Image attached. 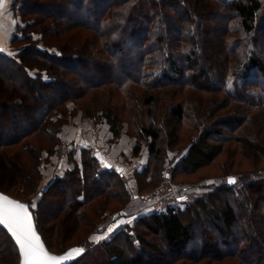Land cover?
<instances>
[{"label": "trees", "instance_id": "16d2710c", "mask_svg": "<svg viewBox=\"0 0 264 264\" xmlns=\"http://www.w3.org/2000/svg\"><path fill=\"white\" fill-rule=\"evenodd\" d=\"M31 1L14 0L11 6L13 12L19 14L20 24H23L22 27L19 24L16 27L17 31L22 30V36L20 38L16 33L11 41V44L17 47V55L9 57L0 50V80L10 84V91H14L4 99L7 100L6 102L2 99L0 108L6 103L15 107V111L30 109L32 106L33 115L28 116L27 119L23 117L25 116L23 114L22 119L24 125L29 122L28 120H31L33 125L26 130H19V134L14 139L0 142V148L21 146L14 156L17 158L22 153L28 154L32 161L28 169L20 158L21 161L17 160L21 164H17L18 169L12 157H9L8 151L5 150L2 152L4 159L1 158L3 160H0V166H7L12 171L15 182L21 183V186L27 190L34 191L38 187L37 181L41 178V153L46 151L50 154L57 145L56 139H59L58 131L62 123L52 118L53 115L66 102L75 100V98L83 100L93 91L99 95L104 87L108 89L107 96L129 86L144 92L161 88L173 91L191 88L202 94H222L223 101L220 102L222 108L233 104L229 111L233 113L232 117H228L227 121L220 124L226 127V132L222 130V127H210L212 122H209L213 119L212 115H214L216 106L212 109L208 107L201 109L202 104H198L194 111L188 114L191 122L193 121L198 126L200 121L205 123L206 119H209V122L202 127L199 126L200 129L202 128L201 136L198 135L192 139L181 162L184 166L191 167L193 164V168L196 169L209 164L217 157L221 144L215 145L207 142L206 134L209 132H213L218 137L222 136L220 137L222 142L235 144L237 147L232 148L233 150L229 147L226 152L227 156L235 157L237 152L250 161L252 166L250 172L239 182L237 176H232L235 180L232 189L236 191L233 197L241 203L247 201L249 212L253 214L249 216L239 203L243 213L239 216L228 199L224 209L214 218V221L220 220L225 228L219 230L220 235L218 236L228 235L226 236L228 241L223 242L226 249L224 248L222 253H211L209 256L205 251L208 248L203 243V239L207 240L205 234H201L198 244L194 242L193 246H188V242L193 239L191 237L193 229H191L190 222H182L181 214L183 213L178 214L172 207H169L163 214H150L149 219L164 231L166 244L171 248L168 253L173 254L174 260H187L195 264L208 257L207 263L213 264L214 259L221 262L232 258L239 264H264V228L250 227L256 217L257 206L253 205L252 199L249 198L251 193L256 194L261 190L264 192V0H211L218 6L215 8L209 0H206L205 4L203 0H191V8L186 6L184 0H51L46 3L47 5H43L44 8L51 3L49 5L51 12H44L42 16H38V19L32 17V14L38 15V13L31 10ZM175 3L180 4L184 9L181 13L183 16L177 13ZM36 4L34 6L38 7ZM174 10L175 16L171 14ZM217 10L220 11L217 12ZM195 11L197 13L207 11L213 15L217 12L222 16L225 29L220 30L221 35L218 42L222 51L226 53V57L223 66L221 65L218 72L214 74H209L206 64L197 68L196 72L190 68L194 66L197 58H201L202 50L207 52L210 49L206 41L203 42L197 38V35L208 30ZM230 20H235V25H230ZM173 22H177L174 28L171 24ZM51 25L54 29L49 28ZM79 30L89 32L84 43L77 41L74 36L72 40L70 39L74 43H70L67 35ZM34 34L40 35V38H35ZM65 39L69 42L66 43ZM39 41L41 43H38ZM68 52H70L69 56L66 54ZM89 54L101 60L91 61V67L83 72L80 67L88 62L83 58ZM5 68H11L15 72ZM52 88L61 89V93H57L53 100H46ZM92 95L90 94L91 97ZM148 95L146 101L150 104L154 97L151 93ZM24 99L26 105L23 104ZM94 99H96L95 96H93ZM99 103L102 107L105 104L103 101ZM104 110L106 111L105 121L110 125V131L114 138L119 137L118 116L112 115L111 109L106 104ZM203 111H205L204 114ZM85 112L86 115H84L90 118L91 109H86ZM165 113L169 118L174 119V123L182 120L186 115L180 104L168 106ZM195 115L200 121L193 120ZM160 121H155L153 117L148 116L138 129L141 135L149 138L148 154L152 153L156 158L160 156V149L156 145L162 131ZM50 122H58L59 125L53 127L50 126ZM176 133V129L170 131V138H174ZM37 134L43 138L48 137V144L51 148L47 143L37 147L33 146L34 143L32 145L29 138ZM138 151L139 147H134L133 154ZM81 159V166L74 164L73 168L66 169L63 174H57L46 194H43L40 199H46L45 196L48 197L52 188L61 189L60 192L65 191L64 196L51 195V193L49 195L56 197L58 203L61 204L50 203L51 206L58 204L60 207L50 212L49 218L53 215L57 228L64 234L71 233L70 228L75 223L77 226L93 227V218L105 212L103 208L107 206L109 197L114 196L108 190L114 185L123 186L124 182V174L105 166L103 158L93 151V147H83ZM141 175L146 174L141 171ZM12 177L10 176V179ZM216 194L215 191L207 192L197 200L194 206L199 205L202 200L217 199ZM21 196L23 195L20 194L13 198L29 202V199ZM87 203L92 205L89 211L78 213L81 205ZM74 208L78 209L74 210ZM34 219L45 246L51 252L52 246L41 229L42 219L36 213H34ZM239 222L246 227V232L237 233L236 236L237 229L233 232V226ZM210 224L217 230L213 221H210ZM91 237L92 233L87 234L86 238H82L74 246L89 247L88 245L92 243ZM142 240L141 237H137L138 246L141 245ZM110 242L102 244L106 247L107 256L108 254L114 255L117 251ZM0 248V253L4 250L6 255L9 254L8 256L11 257L5 264L19 263L17 248L9 234L1 228ZM179 251L181 254L178 253ZM90 255L87 252L83 257ZM80 260L79 258L71 264H82L83 259L79 263ZM1 264L4 262L1 261ZM135 264L151 263L137 262Z\"/></svg>", "mask_w": 264, "mask_h": 264}, {"label": "rangeland", "instance_id": "374dc122", "mask_svg": "<svg viewBox=\"0 0 264 264\" xmlns=\"http://www.w3.org/2000/svg\"><path fill=\"white\" fill-rule=\"evenodd\" d=\"M50 1L51 0H32L31 2L33 4H30L32 7L31 10L38 13V15L32 14V17L38 19V16H42L44 12H51V6H49L51 3L43 8V5H47L46 3ZM184 1L186 6L192 7L191 0ZM209 1L213 8L218 7L213 1ZM9 2V4L7 3L9 5L6 9L7 12H0V50L7 56L12 57L17 55L18 50L17 47H14V44H11V41L16 33L18 37L21 38L22 30L17 31L16 27L18 24L22 27L23 24H20L19 14L16 12L14 13L11 8L14 0H9ZM203 2L204 4L207 3L206 0H203ZM36 3L38 7L34 6ZM175 5L177 6V13L181 16L184 9L178 3H175ZM218 11L220 10H217V12ZM217 12L213 15L209 14L207 11H202V13H197L195 11V14L200 17L202 24L208 30L204 32L206 34L202 33L197 35V38L201 39L203 42L206 41L210 45V49H208L207 52L202 50L201 58H197L194 62V66L189 65L193 71L203 66V64H206L209 74H214V72H218L221 65L223 66L226 53L224 50L222 51V47L218 41L221 35L220 30L225 29V27L222 23V16ZM40 13L41 15H39ZM171 14L175 16V10ZM230 21V25H235V20ZM171 24L174 28L177 22ZM60 25L62 26L61 22ZM52 27L53 25L49 26V28ZM51 30L49 31L51 32ZM88 33L89 32L85 33L79 30L76 33L73 32L67 35V39L70 41L74 36L77 41L84 43ZM34 37L39 39L40 35L34 34ZM71 42L74 43L73 41H70V43ZM38 43L41 42L39 41ZM66 54L69 56L70 52ZM83 59L89 62H85L81 65L80 68L83 72H86L87 69L91 67V61L101 60L91 54ZM5 69L13 73L15 72L11 68ZM103 89L104 90H102L99 95L93 91V93H90L91 95L93 94L92 97L89 94V96L83 100L75 98L76 101L72 99L66 102L63 106L61 105L58 109L59 111L53 115L52 118L60 120L59 123H62L58 131L59 139H56L57 145L54 146L50 154H47L46 151L41 153V178L37 181L38 187L35 188L34 191L27 190L25 187L21 186V183L15 182L14 177H12V171L7 166H0V191L9 193L13 197H18L21 194L23 195L21 197L29 199L27 204L31 208L33 217L34 213H36V215L42 219V232L45 233L48 243L52 246L51 250L55 253H62L70 246L77 245L76 243H78L79 240L86 238L87 234L92 233L91 245H88L89 247L84 246L85 251L80 256L83 262L80 260L79 263L81 262L82 264H135L137 262H148L151 264H194L187 260H174L173 254L168 253V251H171V248L166 244L164 231L161 230L160 227L155 226L152 220L150 221L149 219L150 214H163L169 207H172L178 214L183 213L181 214L182 222H190L192 224L191 229H193V233L191 237L193 239L188 242V246H193L194 242L197 243L198 240H200L201 234H205L207 240L205 241V239H203V243L204 245L206 244L205 246L208 248L205 250L207 253L206 255L209 256V254L216 252L222 253L223 249L226 247L223 245V242L228 241L226 237L228 235L223 237L218 236L220 235L219 230L225 228L220 220L214 221V218L219 215L218 212L224 209V205L228 199L232 208L236 210L235 213H239V216L243 214L239 204L241 202L233 197V194L236 193V191L232 189L234 184L228 186L227 179L232 176H237L236 178L239 182L242 177L250 172L252 164L237 152L234 155L235 157L229 158L226 154L227 150H229V147L232 149L237 146L235 144L222 142L220 138L222 136L218 137L213 132L206 134V140L215 145L221 144V150L217 157L209 162V164L194 169L192 166L193 164L191 167L188 165L184 166L181 159L187 153L192 139H195L198 135L201 136L200 133L202 128L200 129L199 126L202 127L206 122H209V119H206L207 121L204 123L195 115L193 120L197 119L200 121V125L198 126V124H194L193 121L191 122V118H189L188 114L194 111V108L200 103L202 104L200 107L201 109H206L207 107L212 109L216 106L214 115H212L213 119L209 122H212L210 127H222V130L226 132V127L220 124L232 117L233 113L229 111H231L233 104L226 105L222 108V104H220V102L223 101L222 94H202L191 88H183L182 90L175 91L161 88L155 91L147 90L144 92L143 90L141 91V89L129 86L115 91L108 96V89L106 87ZM148 92L153 94L154 97L150 104L146 101L149 97ZM12 93H14V91H10V84L0 80V102L2 99L4 100L7 98V95ZM57 93H61V89L52 88L49 94H47L46 100H53L56 98ZM93 96H95L96 99L93 100ZM4 101L6 102L7 100ZM101 101L108 105L112 111V115L118 116L117 129L120 131V134L117 138H114L112 131H110V125L105 121V104L102 107V104L99 103ZM23 104L26 105L25 99ZM176 104L182 105L186 115L185 118L174 123V119L166 115L165 109L168 106ZM133 107L134 111L132 112ZM14 108L15 107L8 103L0 108V142L14 139L19 134V130H26L33 125L31 120H28L29 122H26L24 125L22 119L23 114H25L23 117L27 119L29 118L28 116L33 115L34 109H32V106H30V109L24 108L21 111H15ZM86 109H91L90 118L85 116ZM205 111H203V114ZM148 116L153 117L155 121L161 120L160 129H162V131L160 132V138L156 142L157 148L160 149L159 158H156L152 153L148 154L149 138L141 135L138 130L139 127H141V123L144 122ZM51 125L55 127L59 124L58 122H50V126ZM175 129L177 130L176 136L170 138L169 132ZM225 135H227V133H225ZM29 140L32 145L34 143L33 146L35 147L49 143L48 137L43 138L38 134L33 135ZM76 140L81 141L83 145H86V143L89 145L92 140L94 144L92 146H101L103 150L97 152L99 155L101 154L103 156L100 155L103 158L104 165L109 166L117 173H123L124 182L123 186L114 185L108 190V192L114 196L109 197L110 199L107 201V206L105 205L106 207L103 208L105 212L93 218V227L90 228L85 225L77 226L75 223V225L71 227L73 229L71 230L70 228L71 233L64 234L57 228V222L53 218V215L49 218V213L56 211L57 207L59 208L61 205L58 203L56 197L49 195L51 193V195L57 194L58 196H64L65 191L60 192L62 191L61 189L56 190L52 188V192H49L48 195L49 198L45 196L46 199H40L43 194H46L50 183L55 179L56 175L65 172L66 169H63L65 164H68L67 166H70V168H72V164L73 166L74 164H80L81 166L82 148L78 150L76 155L74 153L75 148L73 149L72 146L73 142ZM84 140H89L90 142ZM97 141L99 143H97ZM48 146L50 147V144H48ZM136 146L139 147V151L133 154V149ZM5 147L0 148V160L4 159L2 157V152L7 150L9 157H12L16 165H21L18 161L22 159L29 169V163H31L32 160L28 154L20 153L21 156L17 158L14 156V154L19 152L21 146H17L16 148ZM91 151L89 153H91ZM93 151L96 152L94 147ZM18 158L21 159L19 160ZM18 165L16 167L19 169ZM141 171L146 175L142 176ZM10 176L12 179H10ZM232 178L234 179V177ZM99 185L101 188V184ZM187 185L192 187L188 188ZM226 186L230 188L226 189ZM214 191L217 193V199L212 201L202 200L199 205L194 206L202 195ZM66 194L70 196L69 193ZM117 195H120V197H116ZM249 198L252 199L253 205L256 204L257 206L255 210L256 217L252 224H250V227L264 228V192L261 190L256 194L251 193ZM51 202H56L60 205L51 206ZM33 204L35 205L34 208L31 207ZM241 204L242 208H244V212L248 215L252 213L249 212V204L247 201ZM91 206V204L87 203L81 205L79 209L74 208V210L78 209V213L81 211L88 212ZM99 209L101 208L99 207ZM252 210H254V208ZM63 216H61L62 219ZM210 221L214 222V227L217 228V230L213 228ZM110 228L112 229L111 231H109ZM233 228V232L237 229L236 236L237 233L246 232V227L240 222L233 226ZM96 229L97 232L94 233ZM137 237L143 239L140 246L137 245ZM108 241H111V246L117 249L114 255L108 254L107 256L105 251L106 247L102 246V244H106ZM1 247L4 249L3 246ZM62 247L64 248L62 249ZM188 248H190V250L192 249L191 247ZM138 249H141V251H138ZM2 252L3 253H0V264L1 261L5 264L9 261L8 258L11 257L8 256L9 254L6 255L4 250ZM87 252L91 255L87 257L84 256V258L83 255ZM178 253L181 254L180 251ZM98 257H101V259L98 260ZM145 258L148 260L146 261ZM207 258L208 257H206V259ZM206 259H202L201 262L195 264H208ZM213 264L239 263H236L232 258H228L221 262L214 259Z\"/></svg>", "mask_w": 264, "mask_h": 264}, {"label": "snow or ice", "instance_id": "6c2138e0", "mask_svg": "<svg viewBox=\"0 0 264 264\" xmlns=\"http://www.w3.org/2000/svg\"><path fill=\"white\" fill-rule=\"evenodd\" d=\"M4 4L5 0H0V8H3ZM234 182L233 178H229V183ZM31 207L34 208L35 205ZM0 225L7 228L18 245L21 264H62L72 256L73 252H83V249H75L60 257L50 255L34 229L29 206L14 202L4 195H0ZM111 230L110 228L109 231Z\"/></svg>", "mask_w": 264, "mask_h": 264}, {"label": "water", "instance_id": "95a60500", "mask_svg": "<svg viewBox=\"0 0 264 264\" xmlns=\"http://www.w3.org/2000/svg\"><path fill=\"white\" fill-rule=\"evenodd\" d=\"M229 178H232V177H229ZM229 178L227 179V185H228V186H232L233 183H229ZM0 195L7 196L10 200H12V201H14V202H18V203L24 204V205H26V206H29V205L27 204V202H25V201H19V200L15 199V198L11 197V196L8 195L7 193L5 194V193H3V192L0 191ZM29 212H30V214H31L32 217H33V213H32V211H31L30 206H29ZM33 222H34V229H35V231L37 232V235L40 237L41 243L43 244V246L45 247V250H46L50 255H52V256H56V257H60V256H64L65 254H67L70 250H75V249H83V252L85 251L84 246H81V245H80V246H71V247L67 248L64 252L59 253V254H58V253H54V252H52V251L50 252V251L48 250V248L45 246L41 234H40V233L38 232V230H37V227H36V221H35L34 217H33ZM0 228H1L6 234H9V236L11 237V239H12V241H13V243H14L15 247L17 248V251H18V262H19L18 264H21V256H20V253H19V248H18V245H16V243H15V241H14V238L10 235V233L8 232L7 228H6L4 225H0ZM83 252H81V253L73 252L72 256L69 257L67 260L63 261L62 264H71V263L75 262L76 260H78V259L80 258V256L82 255Z\"/></svg>", "mask_w": 264, "mask_h": 264}, {"label": "crops", "instance_id": "0c3cea01", "mask_svg": "<svg viewBox=\"0 0 264 264\" xmlns=\"http://www.w3.org/2000/svg\"><path fill=\"white\" fill-rule=\"evenodd\" d=\"M11 1V0H10ZM9 2V0H5V4H4V6H3V8H0V12L2 11V12H7V7L9 6L8 4L10 3H8ZM8 3V4H7ZM108 136H110V135H108ZM82 140H83V137H82ZM84 141H88V142H90L89 140H84ZM97 143H99L98 141H97ZM88 143H86V145H83L82 143H81V141H78V140H76L75 142H73V149L75 148V154L77 155V152H78V150L80 149V148H83V147H94L95 148V150H96V152L97 151H99V150H103L102 149V147L100 146L99 147V145H97V147H95V146H92V145H94L93 143H92V140H91V143H89V145H87ZM72 149V150H73ZM98 153V152H97ZM101 153V152H100ZM99 154V153H98ZM101 155V154H100ZM102 156V155H101ZM103 157V156H102ZM68 164H65L64 165V168L63 169H71L70 168V166H67ZM72 168H73V164H72Z\"/></svg>", "mask_w": 264, "mask_h": 264}]
</instances>
